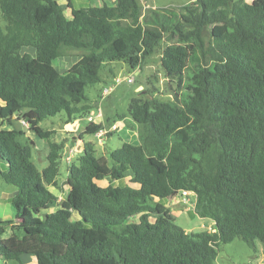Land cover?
Instances as JSON below:
<instances>
[{
  "label": "trees",
  "instance_id": "16d2710c",
  "mask_svg": "<svg viewBox=\"0 0 264 264\" xmlns=\"http://www.w3.org/2000/svg\"><path fill=\"white\" fill-rule=\"evenodd\" d=\"M68 8L71 16L59 0H0V177L17 190L20 218L10 226L11 243L3 240L10 227L0 221V257L216 264L221 246L238 237L264 253V0H196L181 12H144L139 0L77 9L69 0ZM161 47L171 96L131 100L140 141L111 151V164L84 140L105 125L88 123L60 200L65 142H53L56 131L40 124L62 113L66 123L88 117L94 107L86 89L104 81L106 67L122 61L141 69ZM72 52L83 55L61 72L55 61ZM15 116L47 142L43 170L33 160L35 142L22 139L26 131L3 128ZM128 171L137 186L114 185ZM184 191L214 231L177 225L160 200Z\"/></svg>",
  "mask_w": 264,
  "mask_h": 264
},
{
  "label": "rangeland",
  "instance_id": "374dc122",
  "mask_svg": "<svg viewBox=\"0 0 264 264\" xmlns=\"http://www.w3.org/2000/svg\"><path fill=\"white\" fill-rule=\"evenodd\" d=\"M64 2V0H60ZM144 12L149 9H170L177 12H181V10L195 2L196 0H139ZM248 3H252L253 0H246ZM93 2V3H92ZM88 2L87 4L82 5L83 7L88 6H96V4H102L101 0ZM112 3V0H109ZM82 4V3H81ZM77 9L78 7L74 5ZM82 8V7H80ZM6 22L3 18L1 9H0V27L5 28ZM23 52L34 53V50L31 48H25ZM71 56L59 58L55 61V65L61 72L69 69L73 64H75L83 55V52H72ZM162 56V47L151 57L148 59L147 63L138 70H131L130 67L120 61L115 63L116 66L106 67L102 72L101 76L103 78V82L96 84L95 86L88 87L86 89V95L89 98V103L94 107L91 111V114H97L101 111L104 114V119L110 117H115L117 119V127L116 131H112V134L108 132L105 136L99 137L98 135H85V142H92L95 145V149L97 151L98 157H106L111 164L110 152L120 148L124 142H130L129 139L125 136V127L128 124L134 126V122L130 119V115L128 112V108L130 102L133 98L140 96L151 98L152 96H160L164 99H167L171 96V91L169 87V81L166 77L164 70L162 68L161 63ZM69 62V64H66ZM112 70V72H111ZM138 71V72H137ZM134 78L133 83H129L127 80L129 78ZM114 78H119L123 80V82L117 86L112 95L106 98H102L101 93L103 89L110 85ZM113 84V83H112ZM173 87H176L173 84ZM125 118L126 122H125ZM102 119H97L100 122ZM122 120V121H121ZM62 123V129L64 126L70 123H66L65 114L53 118H48L44 120L40 126L46 130H51L54 128H60L59 124ZM79 124H82L84 127H87V121L81 120ZM25 127V125L23 124ZM84 128H81L83 130ZM86 129V128H85ZM84 129V130H85ZM105 129L107 128V124L105 125ZM83 130V131H84ZM110 130V129H109ZM138 131V130H137ZM81 133L79 129L76 130L75 133L71 134L65 142V147L77 144V150L80 152L83 147V142L78 141V135ZM75 136V143L72 142L71 137ZM57 135H54L53 140H55ZM23 141L26 143L35 142V147H33V160L34 163L40 170H43L47 166V161L45 159L46 152L48 150V144L45 140L37 138L35 135H32L31 138L28 136L22 137ZM103 140L106 143H103ZM61 142V143H62ZM63 156H66V151L63 152ZM78 156L67 160H61V175L60 182L64 181V185L62 186L63 197L66 195L67 185L65 184V178L67 175V170L71 162L75 161ZM129 178L123 179L120 181H116L114 185H128L127 182ZM108 184V181H103L101 183L102 186ZM132 186H137L136 184L130 183ZM0 185L8 186L11 188H15L12 185L6 184L0 177ZM61 192V191H60ZM178 199V200H177ZM173 198L172 200L163 199L162 202L169 206L171 212L173 213L177 225L186 230L188 233H197L201 231H214V223L209 219L200 218L195 213V196L192 194L191 196L186 198L184 201L183 198ZM64 200V198H63ZM216 264H264V253L262 251L261 244L258 243V251H254L251 249L242 238H236L232 243L221 246L218 258L216 260Z\"/></svg>",
  "mask_w": 264,
  "mask_h": 264
},
{
  "label": "crops",
  "instance_id": "0c3cea01",
  "mask_svg": "<svg viewBox=\"0 0 264 264\" xmlns=\"http://www.w3.org/2000/svg\"><path fill=\"white\" fill-rule=\"evenodd\" d=\"M71 1H72L73 5L80 8V7H83L82 5L87 4L88 2L97 1V0H71ZM115 1L116 0H112V3L114 4ZM59 3L61 5V7L65 10L67 16H71V9L68 8L69 0H64V2L59 0ZM101 3H102V0H101ZM98 5H101V4H99V3L96 4V6H98ZM33 54H35V51ZM66 64H69V62H67ZM115 66H116V64L112 65V67H115ZM90 115H92V114H90ZM102 116H103L102 120L100 122L97 121V123H103L104 125L107 124V128H109V129L113 125H117L116 123H118V122H117V119L115 117H112V118L108 117V118L104 119L105 117H104L103 113H102ZM126 119L127 118H125V122H126ZM81 120H84V119L77 120V121L70 123L68 125L66 124L63 129L61 128V127H63L62 123L59 124L60 128L56 127L54 129H51V130H55L56 131L55 135H57L55 140H53L54 136L52 137V141L56 142V143H61L62 141L66 140L71 134L75 133L77 129H79L81 131V133L78 135V138H79V136L83 133V130L86 128L82 124H79V122ZM85 121H87V117L85 118ZM87 125H88V121H87ZM134 126H135V128L131 124H128V126L126 125L125 136L129 139V141H131V143L139 144V141H140L139 140V134L137 131V124L135 122H134ZM3 128L7 129V130L16 129L18 131H22V130L26 131V136H28L30 138L32 135H34L32 132H29L26 130L27 127H24L23 122L20 119H18L16 116L13 117V119L10 123L9 122L3 123ZM81 128H84V129L81 130ZM109 129H107V130H109ZM110 134H112V132H110ZM71 139H72L71 141L75 143V136H72ZM78 141H81V140H78ZM77 148H78L77 144L67 146L66 147V156H63L62 159H66V161H67V160H70V159L78 156L82 152L83 147H82V150L80 152L77 150ZM127 177L129 178V180L132 179L134 177L133 172L128 171L125 179H127ZM66 179H67V175L65 178V182H66ZM58 181H59V186L62 187L64 185V181L60 182V178L58 179ZM127 182L130 184L129 181H127ZM56 191L60 197V200H63V198L64 199L66 198V195H64V197L62 196L63 195L62 191L61 192H60V190H56ZM16 194H17L16 188H11L8 186L6 187L4 185H0V221L3 222L4 224L8 225L9 227L10 226H16L20 223V218L17 216L16 210H15L14 205H13V199L16 196ZM160 201L162 202V200H160ZM168 208H169V206H168ZM3 240H4V242H8V243L15 241L14 233H13L11 227L7 229L6 233L3 236ZM0 264H38V261H37L36 257H34L32 255H23V256H21V261H11V260H6L3 257H0Z\"/></svg>",
  "mask_w": 264,
  "mask_h": 264
},
{
  "label": "built area",
  "instance_id": "2783aa9c",
  "mask_svg": "<svg viewBox=\"0 0 264 264\" xmlns=\"http://www.w3.org/2000/svg\"><path fill=\"white\" fill-rule=\"evenodd\" d=\"M129 83H133L134 82V78H129L128 80H127ZM123 82V80H121V79H119V78H114V80H113V84L111 83L110 85H108V86H106L104 89H103V91H102V93H101V96H102V98H106V97H109L110 95H112L113 94V92L115 91V89L117 88V86L118 85H120L121 83ZM102 119L103 118V116H102V112L101 111H99L97 114H92V115H89L88 117H87V121H88V123H97V119ZM23 124L25 125V126H27V123L26 122H23ZM118 128H117V125H113L111 128H110V130H106V129H103V130H101L97 135L99 136V137H103V136H105L108 132L110 133V132H112V131H115V130H117ZM103 143H106V141L105 140H103ZM193 193H191V192H188V191H184V192H182L179 196H176L175 198L177 199V198H179V199H181V198H183L184 199V201H186V198L187 197H189V196H191ZM194 195V194H193ZM178 200V199H177Z\"/></svg>",
  "mask_w": 264,
  "mask_h": 264
}]
</instances>
